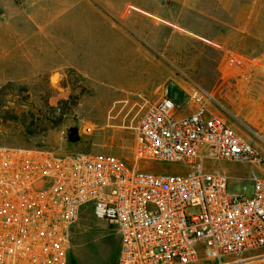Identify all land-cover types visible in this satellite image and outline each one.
<instances>
[{
  "label": "built area",
  "instance_id": "built-area-1",
  "mask_svg": "<svg viewBox=\"0 0 264 264\" xmlns=\"http://www.w3.org/2000/svg\"><path fill=\"white\" fill-rule=\"evenodd\" d=\"M190 99L198 109L183 118L168 88L146 109L132 164L115 154L0 145V264H68L87 205L116 226L117 264H264V177L252 178L251 196L231 194L228 175L203 167L206 149L212 159L257 165L264 155L205 115L204 94ZM148 162L181 166L140 168Z\"/></svg>",
  "mask_w": 264,
  "mask_h": 264
},
{
  "label": "rangeland",
  "instance_id": "rangeland-1",
  "mask_svg": "<svg viewBox=\"0 0 264 264\" xmlns=\"http://www.w3.org/2000/svg\"><path fill=\"white\" fill-rule=\"evenodd\" d=\"M2 12L10 17L5 5H0V15ZM8 18H0V26L5 27ZM233 33L234 37L220 39L236 58L227 68H220V47L197 45L191 39L182 54L183 62L178 54L171 58L167 51L170 41L161 53L159 47L148 49L147 62L122 65L114 61L102 73L99 55H92L93 72L97 70L92 79L74 73L18 78L14 76L18 70L5 71L0 61V145L56 153L115 154L132 164L142 116L168 88V98L178 106L176 117L190 116L198 109L190 94L199 91L204 94L206 116L224 120L264 155V60L258 54L247 55V39H241L239 31ZM247 56L253 66L248 94L243 92ZM88 126L94 128L90 134L85 131ZM204 152V170L228 175L231 194L251 196L252 178L264 177V164L212 159L207 149ZM179 166L140 163V168L157 173H176ZM71 241L68 264H117L118 230L95 219L91 206L85 207L74 225Z\"/></svg>",
  "mask_w": 264,
  "mask_h": 264
},
{
  "label": "crops",
  "instance_id": "crops-1",
  "mask_svg": "<svg viewBox=\"0 0 264 264\" xmlns=\"http://www.w3.org/2000/svg\"><path fill=\"white\" fill-rule=\"evenodd\" d=\"M0 5L10 11L9 18L0 15L8 18L0 26V61L5 71L18 70V78L74 73L92 79L97 72L92 55H99L102 73L114 61L147 62L148 49L159 47L161 53L168 41L171 58L178 54L182 61L188 39L220 47V68H227L236 58L220 39L236 31L247 39V55L264 60V0H0ZM251 63L247 56V94Z\"/></svg>",
  "mask_w": 264,
  "mask_h": 264
},
{
  "label": "trees",
  "instance_id": "trees-1",
  "mask_svg": "<svg viewBox=\"0 0 264 264\" xmlns=\"http://www.w3.org/2000/svg\"><path fill=\"white\" fill-rule=\"evenodd\" d=\"M31 148H33V149H39V148H35V147H31Z\"/></svg>",
  "mask_w": 264,
  "mask_h": 264
}]
</instances>
